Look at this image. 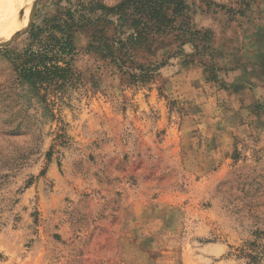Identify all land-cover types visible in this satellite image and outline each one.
Instances as JSON below:
<instances>
[{
	"label": "rangeland",
	"instance_id": "rangeland-1",
	"mask_svg": "<svg viewBox=\"0 0 264 264\" xmlns=\"http://www.w3.org/2000/svg\"><path fill=\"white\" fill-rule=\"evenodd\" d=\"M120 1L36 0L0 47V264H264V0H188L198 39L128 71L78 31L66 86L21 81L33 24Z\"/></svg>",
	"mask_w": 264,
	"mask_h": 264
},
{
	"label": "trees",
	"instance_id": "trees-1",
	"mask_svg": "<svg viewBox=\"0 0 264 264\" xmlns=\"http://www.w3.org/2000/svg\"><path fill=\"white\" fill-rule=\"evenodd\" d=\"M240 1L248 6L253 0ZM192 14L188 0H122L114 5L94 2L81 6L70 2L55 8L46 26L33 24L28 33L32 43L11 59L21 81L44 99L53 88L61 89L74 77L76 32H86L91 38L89 49L123 70L139 48L163 43L168 38L182 44L196 41L200 30L193 25ZM161 66L163 63L155 65L154 71ZM131 75L145 80L152 78L153 73L141 70Z\"/></svg>",
	"mask_w": 264,
	"mask_h": 264
},
{
	"label": "bare ground",
	"instance_id": "bare-ground-1",
	"mask_svg": "<svg viewBox=\"0 0 264 264\" xmlns=\"http://www.w3.org/2000/svg\"><path fill=\"white\" fill-rule=\"evenodd\" d=\"M36 0H0V47L13 42L26 29Z\"/></svg>",
	"mask_w": 264,
	"mask_h": 264
}]
</instances>
